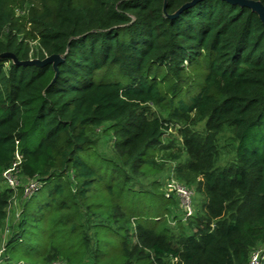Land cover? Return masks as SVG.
<instances>
[{
	"label": "trees",
	"instance_id": "16d2710c",
	"mask_svg": "<svg viewBox=\"0 0 264 264\" xmlns=\"http://www.w3.org/2000/svg\"><path fill=\"white\" fill-rule=\"evenodd\" d=\"M195 1L0 0V177L17 164L30 183L0 264H248L264 246V23ZM200 121L208 135L183 131L177 175L203 203L176 232L177 201L128 168L159 174L170 123ZM106 124L119 162L91 138ZM226 127L236 157L220 168ZM13 192L0 191V222Z\"/></svg>",
	"mask_w": 264,
	"mask_h": 264
},
{
	"label": "rangeland",
	"instance_id": "374dc122",
	"mask_svg": "<svg viewBox=\"0 0 264 264\" xmlns=\"http://www.w3.org/2000/svg\"><path fill=\"white\" fill-rule=\"evenodd\" d=\"M146 107V113H148L149 117L153 118L155 116H162L161 111L157 106L149 105ZM140 112L141 111L136 110L133 112L134 116ZM108 127L109 124H106L103 127L96 129L94 133L91 134V138L98 153H100L102 156L112 158L119 162L120 160L114 146V134L107 132ZM184 130H187L200 138H205L208 135L206 121H200L195 125L189 126L182 125L180 122H172L170 123L169 129L164 131L165 134L163 137V144L168 147L167 150L165 152L156 154V157L152 160V162L155 164V167L161 170L160 173L153 175H144L141 173L135 174L133 173L132 168H128L130 173L133 174L135 185L139 188L152 189L154 182L161 183L160 191L162 193L170 194L171 196L173 195L172 197H174V199L177 201L178 207L175 210V213L180 218H184L182 215L181 200L177 196V193H171L168 191V185L172 180L177 181L181 185L186 186L195 192L194 200L196 203V210H200L203 203L202 196L197 194L195 191L197 185L189 184L187 180H183L177 175V170L190 160L183 150L182 135ZM215 143L220 157L218 166L220 168H224L232 165L236 157V140L234 139L233 130L228 127L224 128L216 136ZM12 176L16 180L17 185L15 187H12L9 184L8 176L3 175L0 177V191L4 192L7 189H12L14 191L13 196L9 200V206L7 207V216L0 222V258L3 255L5 245L15 232L20 219L21 199L19 196L18 187L27 188L30 184L25 181L23 177L17 173V171H14ZM180 221L184 225L188 223V221L180 219L176 221H173V219L170 220V225L176 232L179 231L178 225Z\"/></svg>",
	"mask_w": 264,
	"mask_h": 264
},
{
	"label": "built area",
	"instance_id": "2783aa9c",
	"mask_svg": "<svg viewBox=\"0 0 264 264\" xmlns=\"http://www.w3.org/2000/svg\"><path fill=\"white\" fill-rule=\"evenodd\" d=\"M20 159V157H18ZM17 164L14 166L13 169L7 171L4 173V175L8 176V181L9 184L12 187H15L16 180L13 178V172L16 171ZM34 185H31L28 189H33ZM29 191V190H28ZM27 191V192H28ZM168 191L171 193H177V196L180 198L181 203H182V215H183V220L187 221L188 219H191L195 216L196 214V209H195V200H194V195L195 192L186 187L181 185L175 180H172L169 185H168ZM168 197H172L170 194H166ZM248 264H264V246H260L256 248L250 257V261Z\"/></svg>",
	"mask_w": 264,
	"mask_h": 264
},
{
	"label": "water",
	"instance_id": "95a60500",
	"mask_svg": "<svg viewBox=\"0 0 264 264\" xmlns=\"http://www.w3.org/2000/svg\"><path fill=\"white\" fill-rule=\"evenodd\" d=\"M227 1L250 7L251 9H253L260 15V18L264 23V7L260 3L253 2V1H246V0H227ZM4 56L10 57L15 61V63L25 65V66L43 65V64L51 63V64H54L55 68H57L61 62L60 56H51L42 62L39 60H31V61L21 62V63H19L18 60L13 55L6 54Z\"/></svg>",
	"mask_w": 264,
	"mask_h": 264
}]
</instances>
